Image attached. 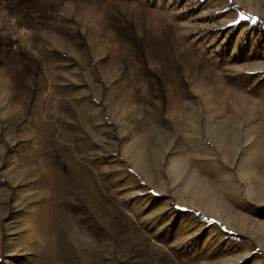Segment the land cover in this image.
Returning a JSON list of instances; mask_svg holds the SVG:
<instances>
[{
  "label": "rangeland",
  "instance_id": "obj_1",
  "mask_svg": "<svg viewBox=\"0 0 264 264\" xmlns=\"http://www.w3.org/2000/svg\"><path fill=\"white\" fill-rule=\"evenodd\" d=\"M0 264H264V0H0Z\"/></svg>",
  "mask_w": 264,
  "mask_h": 264
}]
</instances>
